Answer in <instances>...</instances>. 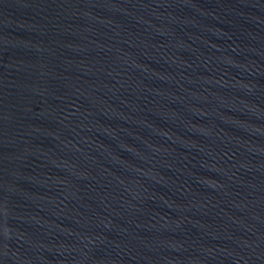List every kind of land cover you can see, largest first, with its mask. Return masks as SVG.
<instances>
[{"label": "water", "instance_id": "1", "mask_svg": "<svg viewBox=\"0 0 264 264\" xmlns=\"http://www.w3.org/2000/svg\"><path fill=\"white\" fill-rule=\"evenodd\" d=\"M0 264H264V0H0Z\"/></svg>", "mask_w": 264, "mask_h": 264}]
</instances>
